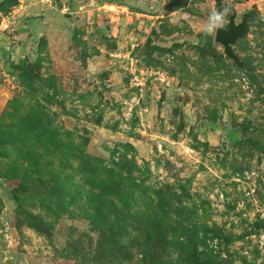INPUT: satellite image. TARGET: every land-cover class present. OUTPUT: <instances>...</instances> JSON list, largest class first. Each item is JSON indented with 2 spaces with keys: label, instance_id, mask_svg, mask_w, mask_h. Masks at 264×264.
I'll return each mask as SVG.
<instances>
[{
  "label": "rangeland",
  "instance_id": "rangeland-1",
  "mask_svg": "<svg viewBox=\"0 0 264 264\" xmlns=\"http://www.w3.org/2000/svg\"><path fill=\"white\" fill-rule=\"evenodd\" d=\"M224 5L234 23L255 12L231 47L240 67L199 32ZM42 14L27 56L0 58V264H138L85 218L87 194L165 210L156 264H196L187 239L215 264H264V0H53ZM6 17L22 29L21 10Z\"/></svg>",
  "mask_w": 264,
  "mask_h": 264
},
{
  "label": "trees",
  "instance_id": "trees-1",
  "mask_svg": "<svg viewBox=\"0 0 264 264\" xmlns=\"http://www.w3.org/2000/svg\"><path fill=\"white\" fill-rule=\"evenodd\" d=\"M5 1L8 2V0ZM118 170L121 173L124 168L120 166ZM84 200L87 203L85 218L93 226L106 229L107 235L112 237V239L122 242L124 259L130 260L133 258L129 248H134L140 255L137 259L138 264L157 263L158 259L154 260L150 257L154 248L155 234L160 233L164 241L166 239L164 234H167L168 230L165 215H161L166 214L162 207L158 205L157 208H151L144 205L139 210L127 212L129 209L120 207L118 200L112 202L104 199L102 195L96 197L95 195L87 194ZM154 232L156 233L154 234ZM163 244L169 245L168 242H163ZM177 245H182L185 253L189 256V260L196 264H215V262H218L216 257L209 252H197L195 243L188 239L183 241V243L182 241L179 242ZM164 257L169 263L170 256L168 251L164 254Z\"/></svg>",
  "mask_w": 264,
  "mask_h": 264
},
{
  "label": "crops",
  "instance_id": "crops-1",
  "mask_svg": "<svg viewBox=\"0 0 264 264\" xmlns=\"http://www.w3.org/2000/svg\"><path fill=\"white\" fill-rule=\"evenodd\" d=\"M5 1V0H0ZM13 1V0H12ZM11 0L8 2L12 3ZM53 4V0H17V5H11L7 11L9 15L6 17L7 20H10L14 17L15 13L18 11H22L23 13V20L22 21V29L15 32V34H9L8 24L9 21H5V17L0 21V58L2 61H7L9 63L15 62L16 59H21L27 56V51L30 47L31 34H33V25L36 23L35 18L32 17H41L43 14V10L46 8H51ZM6 11H4L6 13ZM0 12V16L1 13ZM26 19V20H25ZM34 19V20H32ZM7 23V25L5 24ZM12 40L10 41V37ZM9 40V41H8Z\"/></svg>",
  "mask_w": 264,
  "mask_h": 264
},
{
  "label": "water",
  "instance_id": "water-1",
  "mask_svg": "<svg viewBox=\"0 0 264 264\" xmlns=\"http://www.w3.org/2000/svg\"><path fill=\"white\" fill-rule=\"evenodd\" d=\"M254 16L255 12L250 10L242 15L238 23H234L235 14H232L229 17V24L226 29L218 30L217 34L213 37V41L221 46L223 55L238 67L241 66V63L233 53L231 47L246 35L248 25L247 20Z\"/></svg>",
  "mask_w": 264,
  "mask_h": 264
},
{
  "label": "clouds",
  "instance_id": "clouds-1",
  "mask_svg": "<svg viewBox=\"0 0 264 264\" xmlns=\"http://www.w3.org/2000/svg\"><path fill=\"white\" fill-rule=\"evenodd\" d=\"M232 9L228 5L212 7L205 13L199 25V32L207 36H215L218 30L226 29Z\"/></svg>",
  "mask_w": 264,
  "mask_h": 264
},
{
  "label": "built area",
  "instance_id": "built-area-1",
  "mask_svg": "<svg viewBox=\"0 0 264 264\" xmlns=\"http://www.w3.org/2000/svg\"><path fill=\"white\" fill-rule=\"evenodd\" d=\"M102 9L106 10L107 12H110L112 14H121L124 11V8L118 5H113V4H107L102 6ZM146 76L150 77L153 76L155 80L162 82L163 78L160 74L157 72H149L148 74L145 72L144 73ZM133 79H135V76H132Z\"/></svg>",
  "mask_w": 264,
  "mask_h": 264
}]
</instances>
